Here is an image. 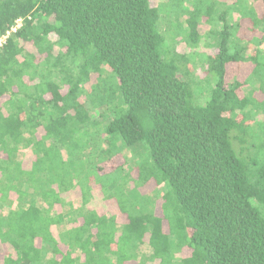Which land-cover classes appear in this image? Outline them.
<instances>
[{
	"label": "trees",
	"instance_id": "trees-1",
	"mask_svg": "<svg viewBox=\"0 0 264 264\" xmlns=\"http://www.w3.org/2000/svg\"><path fill=\"white\" fill-rule=\"evenodd\" d=\"M167 1L0 0V264H264V0L205 41L214 7ZM121 140L149 155L108 184Z\"/></svg>",
	"mask_w": 264,
	"mask_h": 264
},
{
	"label": "rangeland",
	"instance_id": "rangeland-1",
	"mask_svg": "<svg viewBox=\"0 0 264 264\" xmlns=\"http://www.w3.org/2000/svg\"><path fill=\"white\" fill-rule=\"evenodd\" d=\"M159 1L161 0H153V4L157 5ZM235 2L236 0H221V1L220 0H169L166 3H163L162 5H160L159 7L160 19H161V16H164L166 19V18H169L171 13L174 15L176 13H179L180 11H185L186 13L189 14L191 13V10L194 9L195 6L197 5L199 6L202 12H206L207 9L214 7L213 11H214L215 20L213 22L209 21V24L201 21V25L204 28V32L207 34L205 35L206 38H204L202 41H205L207 38L210 40V39H214L213 34L216 32V30L218 31L221 30L225 22H227L230 26L234 27L233 29L235 30L238 24L237 22H241V20L244 19L243 17H241L242 9H240L241 12L239 13L237 11ZM242 6L245 8V11H247L248 13L251 12L253 8V11L255 14H260V9L261 7H263V4L254 3L252 4V8H250L247 5V3L244 2ZM223 12L224 14H226L225 16L226 19L224 21L218 18L219 16H221V14H223ZM247 19H250V18L248 17ZM213 25H214V30L208 33ZM257 30L258 29L254 27L253 22L249 21L248 26L244 28L243 31L240 30L239 34L243 32L244 36L242 38L246 37L248 39H251V37L254 34H256ZM238 36L241 37L240 35ZM260 47L264 49L263 44ZM251 48H253V46ZM205 49L210 51V53H218V50L216 47H213V48L206 47ZM179 50L182 52L190 51L186 47L185 43L180 44ZM190 56L193 57L194 55L190 54ZM200 66H202V64H200ZM253 67H254V64L251 62H248V63L241 62L240 64L235 63V64H232V66L229 69V72L231 75H234V73L236 72L242 75L243 77H246L252 72ZM199 75L200 77H203V78L205 77V73L203 72V70L200 69ZM259 119H264V116L263 115L259 116ZM106 120L107 118H105V121ZM121 144L123 146L122 151L118 155L114 156L111 160H105L104 162L100 164L99 172L101 175L104 176L103 181H105V183H108V184L110 183V179L106 177V175H109L110 177L116 180L124 178L126 173H128L130 176H136L137 170L136 169L132 170L131 168L132 167L131 157L135 158L136 162H139L141 160H145V158L148 157L149 155L148 147L144 142H139L138 144L134 146H127L121 140ZM84 155H85L84 158L86 160V163H84L83 165H85L87 168H90V169H92V167L93 168L96 167L97 163L92 158L95 155V153L92 152V153H88ZM31 156H32V152L30 149H28V151H25L24 165L26 167L30 166L31 164ZM97 156L99 158V155ZM153 186L154 185H152V187L150 185H146L142 187L141 190L143 193L150 192ZM95 191H96L95 196L92 199L93 207H95L100 213L108 211L107 203L104 202V199L101 193L98 192L97 188H95ZM161 191L163 192L164 188H162ZM78 192H80V190H76L75 192L72 193V195H75ZM54 232L55 234H57L58 232L57 228H54Z\"/></svg>",
	"mask_w": 264,
	"mask_h": 264
},
{
	"label": "crops",
	"instance_id": "crops-1",
	"mask_svg": "<svg viewBox=\"0 0 264 264\" xmlns=\"http://www.w3.org/2000/svg\"><path fill=\"white\" fill-rule=\"evenodd\" d=\"M28 149L29 148H27V149H23L22 151H23V162H24V155H25V151H28ZM31 150V149H30ZM32 152V151H31ZM32 156H33V154H32ZM32 156H31V164H32ZM31 164H30V166H31ZM23 165H24V163H23ZM25 166V165H24ZM30 166H28V167H26V168H29ZM76 191V190H75ZM75 191H72V192H69V193H67V194H64V196L66 197V198H68V197H70L71 199H75L77 196H79V195H81V193L80 192H78V193H76L75 195H72V193L73 192H75ZM95 192L96 191H94L93 192V197L95 196ZM90 206H93L92 205V201H91V203L89 204ZM98 211V210H97ZM99 212V211H98ZM100 213V212H99ZM105 213H109V211H106V212H103V213H100V214H105ZM58 231V230H57ZM53 232H54V229H53ZM55 233V232H54ZM143 253H150V247H148V245H143V247L141 248V250H140V256H142V254ZM82 260H83V258H82ZM126 264H132L131 262H127Z\"/></svg>",
	"mask_w": 264,
	"mask_h": 264
},
{
	"label": "built area",
	"instance_id": "built-area-1",
	"mask_svg": "<svg viewBox=\"0 0 264 264\" xmlns=\"http://www.w3.org/2000/svg\"><path fill=\"white\" fill-rule=\"evenodd\" d=\"M22 19H18L16 21V24L12 26V28L10 30L7 31L6 34H4L3 36L0 37V47L3 46L4 43H6L8 37L10 36L11 32L16 31L19 27H21L22 25Z\"/></svg>",
	"mask_w": 264,
	"mask_h": 264
}]
</instances>
